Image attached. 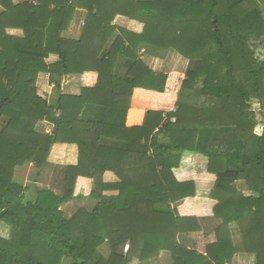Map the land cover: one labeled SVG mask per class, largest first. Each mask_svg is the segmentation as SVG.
I'll return each mask as SVG.
<instances>
[{
  "label": "trees",
  "instance_id": "1",
  "mask_svg": "<svg viewBox=\"0 0 264 264\" xmlns=\"http://www.w3.org/2000/svg\"><path fill=\"white\" fill-rule=\"evenodd\" d=\"M116 16L142 23V32L112 24ZM73 20L80 23L77 39L63 35ZM248 38L264 39V0H0V221L9 228L8 237H0V264H61L63 257L79 264H129L134 258L144 264L169 243L179 247L177 235L200 230L197 219L175 208L159 213L153 205L195 196L193 181L179 182L172 172L185 150L205 156L216 177L210 195L220 225L206 256L185 248L178 258L172 252L171 264L230 263L238 250L231 222L243 248L264 264V117L256 133L250 106L257 101L264 111V60ZM142 43L174 49L189 68L175 111L147 110L142 124L129 127L133 89L163 92L166 84L165 74L137 57ZM87 55L99 56L94 87L59 95V116L52 107L41 113L30 105L39 73H82ZM119 58L126 60L123 75ZM15 95L22 99L18 111L8 107ZM74 108L80 116L64 119L63 112ZM43 120L54 124L53 135L35 130ZM55 143L76 144L77 163L62 168L60 192L41 189L33 201H23L22 187L12 182L14 168L25 162L44 168ZM106 171L116 181L104 182ZM78 176L92 179L95 206L66 218L60 207L72 198ZM239 180L252 195L238 190ZM125 241L124 254L105 258L99 252L104 244L114 250Z\"/></svg>",
  "mask_w": 264,
  "mask_h": 264
},
{
  "label": "crops",
  "instance_id": "2",
  "mask_svg": "<svg viewBox=\"0 0 264 264\" xmlns=\"http://www.w3.org/2000/svg\"><path fill=\"white\" fill-rule=\"evenodd\" d=\"M13 1L17 3L26 0ZM112 24L126 28L137 34L143 30L142 23L122 16H116ZM79 29L80 23L73 20L63 35L67 38L77 39L80 37L81 31ZM8 33L20 34L21 32L16 29H8ZM116 34L118 32H115ZM113 38L114 36L106 41L103 50L109 49ZM136 54L153 72L165 74L166 84L163 92L144 88L133 89L129 108L125 116V124L129 127L142 124L147 110L162 111L163 115L166 116L168 113L175 111L178 90L189 68L188 60L171 48L163 51L142 43L136 50ZM98 57V55L85 56L83 72L79 74L51 76L48 73H39L35 80V89L30 100V105L41 113L52 107L53 114L59 116L62 112L57 104L59 95L76 96L81 93L83 88H92L96 84L98 74L94 66L95 60ZM55 60V55H51L48 59L49 62ZM125 61L119 58L117 62V68L122 75L126 72V65L122 66L121 62L125 63ZM21 100L20 96H13L8 107L18 111L21 107ZM63 113L66 120L80 116L81 114L77 108L67 109ZM93 113L95 115L98 113V110L95 109ZM90 115L92 114L89 113L88 116ZM53 128L54 124L46 120L39 121L35 125L37 132L47 135H53ZM77 155L76 144L55 143L49 152L48 161L44 168L39 170L34 166L33 162H25L21 166H16L13 170L12 182L22 187L23 201H33L37 191L41 189H51L54 192H60L63 188L61 170L66 165H75L77 163ZM206 163L207 160L202 154L193 151H183L180 155L178 166L172 168V172L175 179L179 182L193 181L196 190L195 196L186 197L176 205L168 200L157 202L153 205V209L159 213H172L175 208L181 217L196 218L200 230L177 235L176 244H179V247L169 243V249L165 248V250H161L158 256L150 258L144 264H171L173 262L172 252L178 258L183 254V249L185 248L196 251L201 256H206L207 246L216 242L215 230L220 225V220L216 219L213 213L217 200L210 195L215 186L216 177L207 171ZM55 177L60 182L56 188L51 185ZM116 179L117 177L111 171L103 173L102 180L104 182L112 183ZM235 185L244 196L252 195L251 191L244 186L243 181L239 180ZM92 187L93 181L91 178L83 176L76 178L72 198L60 207L64 213V217H71L79 208H85L90 211L95 206V200L89 197ZM105 193L114 194L116 191H107ZM229 232L232 245L238 250L233 254L230 263L225 260L224 264H256V255L252 252H247L243 248L241 235L235 222L229 224ZM8 235V226L0 221V237L7 238ZM128 247L129 241H125L123 245H119L114 250L108 244H104L99 248V252L103 257L108 258L113 251L124 254L128 250ZM170 249H173V251H170ZM217 258L221 259L219 255ZM61 264L79 263L72 262L69 257H63ZM129 264L141 263L137 258H134Z\"/></svg>",
  "mask_w": 264,
  "mask_h": 264
},
{
  "label": "rangeland",
  "instance_id": "3",
  "mask_svg": "<svg viewBox=\"0 0 264 264\" xmlns=\"http://www.w3.org/2000/svg\"><path fill=\"white\" fill-rule=\"evenodd\" d=\"M71 32H73V31H71ZM248 45H249L250 49H255L256 56L258 55L259 60H264V39L253 40V39H249L248 38ZM198 86L199 87L202 86V79H199ZM175 106L177 107V105H175ZM250 106H251V109L255 112V120H254V123L256 125L255 126V132L256 133H261L262 127H263L262 126V120H263V117H264L263 116L264 115V111L263 112L260 111L261 105L257 101L250 102ZM262 108H263V106H262ZM1 125L2 124H1V121H0V126ZM59 184H60L59 180H57L56 177H55V179H54V181L52 182L51 185L55 186V188H56ZM102 251L104 252V250H102Z\"/></svg>",
  "mask_w": 264,
  "mask_h": 264
},
{
  "label": "built area",
  "instance_id": "4",
  "mask_svg": "<svg viewBox=\"0 0 264 264\" xmlns=\"http://www.w3.org/2000/svg\"><path fill=\"white\" fill-rule=\"evenodd\" d=\"M169 120L173 122V121H175V118L172 117V118H169ZM157 130H158V128L155 129V131H157ZM126 246H127V245H126Z\"/></svg>",
  "mask_w": 264,
  "mask_h": 264
}]
</instances>
